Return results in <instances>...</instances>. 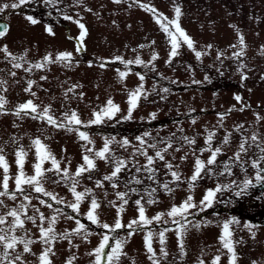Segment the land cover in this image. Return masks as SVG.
<instances>
[{
	"label": "rangeland",
	"instance_id": "rangeland-1",
	"mask_svg": "<svg viewBox=\"0 0 264 264\" xmlns=\"http://www.w3.org/2000/svg\"><path fill=\"white\" fill-rule=\"evenodd\" d=\"M131 2L132 0H125L124 3L115 4L112 0H81V3L77 5V0H57L55 5H46L44 0H31L30 3L21 7L12 8L11 5L19 3V0H0V7L9 5L0 12V18L10 23L8 34L0 39V46L6 44L17 56L26 53L27 61L32 63L42 60L49 53L53 56L63 51L73 53L71 67L53 63L47 65L44 70L33 69L31 73L25 72L23 68L13 69L0 53V79L8 82L6 85L8 91L4 95L8 101L9 112L7 115H0V147L4 149L3 154L10 164V175L14 176L17 171L14 153L21 145L28 151L24 171L29 175L33 174L32 165L35 162V154L34 148L30 149L29 145L31 140L37 137L61 161V167L68 166L70 171L74 172L82 163L84 142L78 139L76 132L51 127L39 119H31L30 116L17 118L11 114L16 105L28 99H33L41 108L51 105V114L57 119H61L65 111L75 110L85 122L92 118L94 110H99L108 99H112L121 108L115 119L105 120L101 125L81 127L80 130L89 133L96 149L103 146L105 138H115L116 141L127 138L130 146L126 150L117 143L111 145L116 155L124 158L129 157L133 148L138 145L136 137L142 136L145 132L151 133V137H145L149 143L169 138L175 132L174 147L180 144L181 135L195 137L197 140L195 148L198 153V150L205 146V129L213 130L214 126H217V114L226 112L233 106L236 109L241 107V104L234 99L236 94L241 95L243 102L250 107L243 112L233 111L225 118L224 127L216 128L214 146L220 145L225 129L231 131L234 125L240 123H243L247 129L245 135H250L253 131H259L262 136L264 135V121L256 124L253 114L258 110L264 113V80L260 78L261 74H264V56L259 54L260 46L264 45V0H175L183 12L181 26L196 41V50L207 52V54L197 60L194 52L182 46L179 50L180 54L170 65L166 63L170 44L165 34L149 13L135 4L129 7ZM143 2L154 5L159 12L170 19L174 16L173 0H143ZM86 8H91L92 11H86ZM64 14L71 15L74 19H81L88 29V36L84 41L85 50L80 53L75 51L76 40L68 38L77 37L79 28L72 21L64 20ZM29 15L40 22L36 25L30 24L26 20V16ZM230 25H235L236 28ZM45 26H51L55 35H49L45 31ZM236 29L243 33L247 44L246 56L243 60L247 65L244 71L248 79L243 82L238 71L239 61L227 58L234 51H238L229 47L238 42ZM152 41L155 43L153 44ZM142 44L145 47L140 48ZM209 44L212 45L210 51L206 49ZM217 52L224 53L222 60H217ZM153 53L158 54L159 57L155 61L151 60ZM116 56L122 57L125 61H134L139 56L145 64L133 63L126 67L124 63L114 60ZM105 61L109 63L101 68L100 64ZM27 66L25 64V67ZM117 69L129 72L124 81H120ZM10 71H15L17 75L12 77L9 74ZM137 73L143 75L145 79L140 81ZM41 76H47L48 79L40 80ZM206 76L208 80L205 79ZM28 79L36 81L33 86L36 97L24 92ZM141 83L144 85L143 91L146 98L142 96L131 119H123L127 115L128 92ZM72 84H79L81 87H78L75 93H69L68 98L65 99L64 92ZM164 88H168L169 92H163ZM81 92L83 98L78 95ZM152 113H155V119L151 118ZM193 119L196 120L195 124L191 123ZM14 124L18 126L14 127ZM178 127H182L184 132L177 131ZM13 137L18 143L13 142ZM238 142L239 133L233 132L231 144L224 146V155L218 159L223 161L231 156ZM158 146L163 147V145ZM186 151L190 149L185 147L180 152L170 149L166 154L169 160L175 156L172 162L179 164L178 171L182 174V179L190 177L193 172L194 157L192 155H189L187 161L180 160ZM149 154H154V150L149 149ZM208 155L209 153L205 152L202 159H206ZM137 159L140 163H144L142 156H138ZM97 163V171L91 173L93 180L87 179L89 174H85L80 178L77 190L83 191L85 187L92 188L101 203L100 223L113 225L116 209L111 207L108 201L116 199L115 190L107 182L104 189L95 188L93 182L110 172L111 167L102 161ZM45 167H50V164L46 163ZM155 167L159 169L158 179L161 182L171 180L170 176L165 175L163 162L157 161ZM247 168V177L253 178L255 170L250 166ZM216 170L219 171V168ZM233 172L234 175L231 177L205 175L192 190H189L186 182L178 186L170 184V187L174 189L171 193H166L159 185H153L147 180L143 185L132 186L141 189L142 195L145 187H157L155 198L159 202L152 205L145 204L146 215L151 218L159 212H167L173 204L179 205L190 194L198 204L207 189L215 188L217 184H227L231 180L242 181L245 178V173L239 167H235ZM128 175V173L121 175L119 190H125L123 182L128 179ZM0 178H2V170H0ZM55 178L53 173H48L44 180V187L56 194L58 198H62L65 204L56 205L41 194L32 193V195L52 203L54 208L63 209L65 216H61L55 226L58 232L70 230L75 226L74 221L66 219V216H75L86 224L88 231L92 233L89 236L90 242L74 237L73 243L78 244L79 248H72L71 251L78 257L75 264H90L92 257L86 253L97 246L100 234L106 233L107 230L84 218L83 214L87 211L89 204L88 199L81 204L80 215L66 207V203L74 198L64 183H53ZM11 188H14L12 181H10ZM105 190L108 193L107 196L104 195ZM233 191L235 189L218 193L213 206L199 214H196V209L192 210L193 214L188 216L191 224L188 225L185 236L187 253L185 256L181 257L179 254L175 233L170 231L166 234L169 255L167 259H161V264H199L200 259H203L205 264H211L215 255H221L220 264H228L226 250L218 252L220 245L217 238L221 234L222 223L232 218L239 221L238 224L231 225L233 239L243 241L235 245L238 255L237 264H252L253 261L264 264V221H262L264 207L253 205V199L258 197L255 188H249V191L240 197H237ZM138 198L139 196L135 194L130 195L126 210L121 214L122 223L127 224L137 217L138 213L133 201ZM0 199H4L9 207L20 202L19 199L11 201L6 197ZM32 204L39 207L46 215L51 214V210L40 205L37 199H33ZM242 204L244 207L241 206ZM0 211L3 210L0 209ZM31 213L30 207L29 214ZM197 222L202 225L199 229L192 226ZM246 223L253 226L252 232H255V237L249 229L244 227ZM26 227L38 235L37 229L30 222L26 224ZM163 227L175 228L176 226L171 223L153 222L144 230L137 231L127 241L124 249L127 256L122 257L120 264H132L133 261L135 264H151L144 248L143 237L147 231L155 234ZM127 232L128 229L123 228L112 235L125 238ZM36 235L33 238H36ZM32 247L37 254L41 250L39 243ZM69 248L66 241L56 243L54 264H64L65 259L71 254ZM153 248L159 256L160 245L155 236ZM26 259L34 261L35 257L27 256Z\"/></svg>",
	"mask_w": 264,
	"mask_h": 264
},
{
	"label": "snow or ice",
	"instance_id": "snow-or-ice-1",
	"mask_svg": "<svg viewBox=\"0 0 264 264\" xmlns=\"http://www.w3.org/2000/svg\"><path fill=\"white\" fill-rule=\"evenodd\" d=\"M31 0H19V3H14L11 5L12 8L21 7ZM115 4L124 3L125 0H112ZM46 5H55L57 0H44ZM81 3V0H77V5ZM135 4L141 10L149 13L154 22L159 26L161 31L165 34L169 44L170 51L168 53L167 64H171L173 59L180 54V48L186 46L189 50L194 52L197 60H200L202 55L207 54V52H201L196 50V41L186 32V30L181 26L180 20L183 15L182 8L175 3L173 0V18H169L163 13L159 12L158 9L151 5L150 3H145L143 0H132L129 4L131 7ZM9 5L5 4L0 7V12H3ZM86 11H92L91 8H86ZM78 15V14H77ZM64 20L72 21L79 28V35L75 38L68 37L69 39L76 40L75 51L77 53L82 52L84 49V41L88 36V29L85 24L81 22V19H74L73 16L64 14ZM26 20L32 24L36 25L40 21L29 15L26 16ZM230 27L236 28L235 25H230ZM45 31L49 35H55L51 26H45ZM9 32V26L7 24L0 23V39L4 38ZM237 43L229 45L232 49H238L234 51L230 57L239 61L238 71L240 72L241 81L248 79L246 72L247 65L244 63L243 58L246 56L247 44L245 37L242 32L236 29ZM154 44L155 41H152ZM140 48L145 47V45H140ZM207 50L212 49V45L206 46ZM135 51V50H133ZM0 53L3 54L5 60H7L13 69L23 68L25 72L31 73L33 69L44 70L47 65L53 63H59L65 67H71L73 61V53L69 51H63L57 53L53 56L51 53L46 54L42 60L32 63L27 61L26 53L21 56L14 55L9 47L5 44L0 46ZM259 54L264 56V45L260 46ZM158 54L153 53L151 60H157ZM217 60H222L224 58L223 52H217ZM115 61L124 63L125 66L135 63L136 65H143L145 62L140 59L139 56L135 58L134 61H125L122 57L116 56ZM108 61L102 62L100 67L103 68ZM25 64L28 66L25 67ZM91 66V64H89ZM146 66V65H145ZM120 81H124L128 76V71L116 70ZM12 77H15L17 73L15 71H10L9 73ZM139 80L143 81L145 77L137 73ZM261 80H264V74H261ZM47 76H41L40 80H47ZM208 80V77H205ZM194 83H200L199 81H193ZM7 80L0 79V115L9 114L7 110V98L4 95L8 91ZM19 83V81H16ZM27 86L24 88V92L29 93L32 97H36V92L33 91V86L36 81L28 79L26 81ZM243 86V85H242ZM81 87L79 84H72L69 86L65 92V99L68 98L69 93H75V90ZM144 85L141 83L134 90L128 92L127 99V115L123 119H131L133 111L138 107L139 101L142 98H146V94L143 91ZM163 92H169L168 88H164ZM251 91V89H249ZM80 98H83V93L78 94ZM163 98V97H162ZM234 99L238 104H241L239 109L235 106L229 108L226 112L218 113V123L214 126L213 130L205 129L204 136V147L200 148L197 153L195 145L197 140L195 137H189L187 135H181L179 138L180 144L174 147L175 141L173 138L176 137V133L173 132L171 137L163 138L158 140L156 143H149L145 137H151V133L145 132L142 136L136 137L138 145L133 148L129 157H119L116 155L115 151L112 149L111 145L113 143L119 144L121 148L125 150L130 146V141L124 138L120 141H116L115 138H105L103 146L96 149L93 146V141L90 135L86 131H81L80 128H87L92 125H101L105 120L115 119L117 113L121 111L118 104H115L112 99H108L106 104L99 110H94L92 112V118L85 122L83 121L77 111L68 110L62 114L61 119H57L51 114V105H46L43 108L36 104L33 99H28L23 103L15 106L14 111L11 112L12 115L17 118H22V116H30L33 120H41L47 123L49 126L63 129L68 132H76L78 139L83 141L82 145V163H80L74 172H71L68 166L61 167V161L56 158V156L51 152L50 148L42 142V140L37 137L31 140L29 148H34L35 162L32 165L33 174L29 175L24 171V166L26 158L28 156V151L25 150L24 146L21 145L15 151V165L17 171L15 175H10V164L7 157L3 154L4 149L0 147V170H2V178H0V198L6 197L8 200L20 202L12 207H9L5 203L4 199H0V264H54L53 257L56 256L55 245L59 241H66L70 246L69 251L71 254L65 259L64 264H75L78 259L75 252H72V248H79L78 244L73 243L74 237H79L85 242L89 241V236L92 235L87 229L85 223H82L80 219L75 216H66L68 220H73L75 226L73 228L65 229L62 232L56 230V224L61 216H65L63 209L59 207H53L52 203L44 199H40L39 196H33L32 193L41 194L48 197L56 205L65 204L62 198H58L56 194L46 190L44 187V180L48 173H53L55 179L53 183H64L68 188L74 198L71 202L66 203V207L70 208L73 213L80 215L81 204L88 199L89 204L87 211L83 214L87 221L92 224L97 225L103 229H106V233L100 234V239L97 246L91 251L87 252L86 255L92 257L90 264H120L122 257L127 256L125 252V245L127 241L135 235L137 231L144 230L148 225L153 222L156 223H171L175 225V228L163 227L158 233H153L152 231H147L143 237L144 248L147 253V258L151 264H161V259H167L169 253L167 251V233L172 231L177 237V247L179 249V254L181 257L185 256L187 253L185 251V236L188 230V225L191 221L188 220V216L192 215L193 209H196V214L203 212L208 208H211L217 199V194L225 190L235 189L234 194L239 197L247 193L249 188H254L258 185L264 186V138L259 131H253L250 135H245V125L243 123L234 125L231 131L225 129V134L220 142V145L214 146L213 141L217 135L216 128L224 127L225 118L230 115L233 111L239 110L241 112L245 111L250 105L243 102V97L239 94L234 95ZM152 119H155V113L150 114ZM255 122L259 124L264 121V116H261L258 112L254 113ZM191 123L195 124L196 120L193 119ZM14 127L18 125H13ZM177 131L183 133L184 129L178 127ZM233 132L239 133V142L237 144L236 150L231 156H228L226 160L220 161L218 158L224 155V146H228L232 142ZM199 135V133L197 134ZM13 142L18 143L15 137H13ZM158 145H163L159 147ZM185 147L190 149L186 151L184 155L180 157L181 161H187L189 155L194 157L193 172L190 177L182 179V174L178 171L179 164H174L172 160H175V156L172 160L166 158V154L172 149L174 152H180ZM149 149L154 150V154H149ZM255 149V153L252 156L249 155L250 150ZM207 152L209 155L206 159H202L204 153ZM138 156L144 158V163H140ZM98 161L104 162L106 165L111 167V171L103 175L102 178L95 179V188L104 189L105 182L115 190V200L108 201V204L116 209V219L113 225L108 223L101 224L99 221V210L101 209V203L94 194L92 188L85 187L83 191H78L77 188L80 185V178L85 174H89L87 179L93 180L91 173L97 171ZM157 161L163 162V167L166 170L165 175L170 176V181L161 182L158 179L159 169L155 167ZM50 164V167H45V164ZM71 161H68L70 165ZM255 170L253 178L247 177V166ZM239 167L243 173H245V178L242 181L231 180L227 184H217L215 188H209L205 191L201 200L197 204L194 201V197L190 194L188 195L179 205L173 204L167 212H159L155 216L149 218L146 215L145 204L152 205L158 203L159 201L155 198L157 193V187L148 186L143 189V195L141 194V189L133 187L132 185H143L145 181H150L153 185H159V187L166 193H171L174 191L170 184H176L186 182L189 190H192L197 182L208 176H227L231 177L234 175L233 169ZM219 168V171L216 169ZM134 170V171H133ZM123 173H128V179L123 182V191L119 190L121 187V175ZM141 174L143 176L141 177ZM253 180L255 183H253ZM10 181L14 183V188L10 189ZM107 191L105 190L104 195L107 196ZM135 194L139 196L138 199L133 201L137 210V217L130 220L127 224L122 223L121 214L126 210V206L129 203L130 195ZM147 196V199H145ZM37 199L40 205L51 210L50 215H46L39 207L32 204V200ZM31 207L32 213L29 214V208ZM168 219L165 220L164 218ZM30 222L34 228L37 229L38 235L32 233V230L26 227V224ZM239 221L235 218L226 220L221 225V234L218 236V243L220 248L218 252L226 250L228 256V264H237L238 255L235 249V245L242 243L243 241H237L233 239V230L231 225L238 224ZM193 227L199 229L202 225L197 222L192 225ZM244 227L249 229L252 236L255 237V232H252V225L244 224ZM127 228V237L120 238L118 236L112 235L117 232V230ZM36 235V238H33ZM154 236L158 239L160 245L159 256L157 251L153 248ZM39 243L41 245V250L37 254L33 251V245ZM27 256L35 257L34 261H29L26 259ZM221 255H215L211 264H220ZM132 264H135L133 261ZM199 264H205L203 259L199 260ZM252 264H257L253 261Z\"/></svg>",
	"mask_w": 264,
	"mask_h": 264
},
{
	"label": "flooded vegetation",
	"instance_id": "flooded-vegetation-1",
	"mask_svg": "<svg viewBox=\"0 0 264 264\" xmlns=\"http://www.w3.org/2000/svg\"><path fill=\"white\" fill-rule=\"evenodd\" d=\"M256 112H258L261 116H264V113L262 114L261 111L258 110ZM263 134H264V130H263ZM262 138H264V135L262 136ZM255 151H256L255 149L250 150L249 155L252 156L253 153H255ZM248 166H250V164ZM253 183H255L254 180H253ZM254 188L256 189V192L258 193V197H255L253 199V205H259V206L264 207V186L258 185ZM248 191H249V189H248ZM233 192H235V191H233ZM239 201H240V199H239ZM241 206L244 207V204H242ZM262 221H264V217H262Z\"/></svg>",
	"mask_w": 264,
	"mask_h": 264
},
{
	"label": "water",
	"instance_id": "water-1",
	"mask_svg": "<svg viewBox=\"0 0 264 264\" xmlns=\"http://www.w3.org/2000/svg\"><path fill=\"white\" fill-rule=\"evenodd\" d=\"M0 23L7 24L9 26V24L6 21L1 20V19H0Z\"/></svg>",
	"mask_w": 264,
	"mask_h": 264
}]
</instances>
